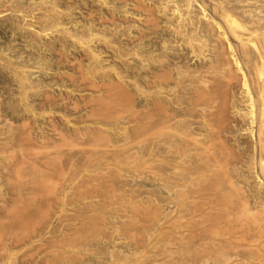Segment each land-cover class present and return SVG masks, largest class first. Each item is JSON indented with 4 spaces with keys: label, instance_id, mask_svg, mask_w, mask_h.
<instances>
[{
    "label": "rangeland",
    "instance_id": "374dc122",
    "mask_svg": "<svg viewBox=\"0 0 264 264\" xmlns=\"http://www.w3.org/2000/svg\"><path fill=\"white\" fill-rule=\"evenodd\" d=\"M108 1V4H103L99 0H57L58 3L56 0H0V12L12 9L8 15L0 17V264H223L224 257L216 252L218 243L210 244V240L214 242L216 238L217 242L223 241L222 233L217 232L221 239L216 236L214 240V232L201 233L204 229L191 219L192 207L187 203L189 198L194 197H197V201L202 198L204 201L212 193L208 186L217 178L214 179L213 174L209 173L212 178L207 173V177L211 179L206 182L204 179L200 183L205 188L203 192L210 193L207 196L203 192L195 194L196 186L191 189L193 182L190 183V178L187 177L189 167L186 165L189 162L184 164L177 157L179 153L176 140L167 135L164 139L166 142L148 141L149 135L144 132L147 130L148 110L141 92L135 88L136 77L129 76L122 81L124 87L135 94V107L129 106L131 103L128 101L122 102V99L116 98L110 101L109 108V100L105 102L108 106H103L105 111L103 108L100 110V118L89 116L88 101L98 93L82 89L86 87L78 78L84 71L86 81H91L92 75L102 77L100 73L104 70L106 82H110V77L117 79V67L123 68L126 75L130 73V69H127L129 66L137 69L143 77L146 74L141 72V68L149 72L145 62L138 57H122L115 45L116 42H121V46L124 45L127 51H133L131 41L138 43L136 39L137 32L141 30L138 28L140 18L125 13L131 3L124 7L121 0ZM221 1L229 2V6L235 5L238 13L248 16V21L255 19L264 23V0ZM151 3L154 4V1L146 2L156 8L157 17L162 21L159 26L166 35L161 33L155 39L157 48L147 46L148 49L145 50L150 52L147 56H182L179 62L175 60L180 63H177V69L174 67L176 72L200 67L202 63L193 57L190 49L181 45L176 35L173 36L172 31L167 30L165 24L169 16L163 15V12L161 14L159 5L154 4L153 7ZM207 3V12L203 16L204 25L208 21H218L214 16L217 1ZM202 4L200 0H195L193 10ZM5 10L4 14H7ZM29 12L31 15L27 14ZM212 17H215L214 20ZM61 23L63 27L60 31L59 27L53 30V24L60 26ZM204 25L200 30H204ZM129 26H132L130 31ZM49 27L52 28L51 31L48 30ZM45 28L48 32L44 34L42 29ZM93 34L97 38L99 36V41L97 38L92 39L90 45L101 52L100 61L93 60L92 53L82 47L78 40L79 37L84 36L86 39ZM143 42L148 45L149 38ZM239 56L241 58L240 54ZM209 58L202 62L210 63L213 55ZM96 63L98 70L93 74ZM99 67H102L101 70ZM237 95L242 98L240 93ZM72 106L78 107V110ZM107 108L110 109L108 112ZM111 110L115 111L109 116ZM239 114L238 117H241ZM153 116L155 122L158 118L155 113ZM243 119L240 118L242 121ZM55 124L57 130L61 131L56 130L61 134L60 137L56 132L55 136L52 135V125ZM102 132L108 135L103 136ZM225 135L236 151L244 149L245 146L239 144L244 138L254 148L257 146L255 137H251L248 131L235 128L232 133ZM169 148L174 152L171 153ZM253 150L252 148L251 155H254ZM254 152L258 157V149ZM27 154L32 159L28 157L27 160ZM251 155L249 152L242 159L243 162L241 160V165L238 163V167L233 164L234 171L231 169V173L236 179L235 183L250 196L251 206H258L255 204L256 197L264 192V186L256 178L255 172L259 170L256 156L254 173L248 170ZM178 168H181L180 171ZM179 173L181 174L178 175ZM181 176H185L187 183ZM220 189H223L222 193H228L224 186H220ZM222 193L217 197L221 198L220 202L226 203L228 194L223 197ZM205 202H208L207 199ZM220 207L223 210V206ZM182 216L185 222L179 221ZM186 219L189 222L192 220L191 223ZM211 233L213 235L210 236ZM188 236L192 239H188ZM200 238L206 241H201ZM186 253L190 255L187 256ZM206 255L211 259L208 260Z\"/></svg>",
    "mask_w": 264,
    "mask_h": 264
},
{
    "label": "bare ground",
    "instance_id": "6f19581e",
    "mask_svg": "<svg viewBox=\"0 0 264 264\" xmlns=\"http://www.w3.org/2000/svg\"><path fill=\"white\" fill-rule=\"evenodd\" d=\"M86 1H88V0H86ZM121 1H123V2H121V4H123L124 7H127L128 3H131L130 5H128V7H129L128 10H126V12L125 11L124 12L126 14H130L132 16H138L140 18L141 23L139 24L138 28H141V30H140V32H137V39L136 40L138 43L131 41V44L134 45V47L132 48L133 51H131V50L127 51V48L124 45H122L123 47L121 46V44H122L121 42L120 43L116 42V44L115 43L114 44L118 46L117 52L119 51L121 53L122 57H125V58L135 59L136 57H138L139 59H141L142 62L146 63L144 65L149 67V68H147V69H149L148 70L149 72H147V71L145 72L144 71L145 69L142 70V68H141V72L143 71V73L146 74V77H143L144 75L142 76L141 74H139L137 72V69H135L132 66L131 67L129 66V67H127V69H130L129 70L130 73L126 69V73L128 72L127 73L128 75H126V74H124L125 72L123 71V68L117 67L115 69V71H116L115 77H117V79L110 77V80H109L110 82L107 81L108 82L107 83L106 77H105L106 74L104 75V73H105L104 70H103V73L102 72L100 73L103 75L102 77L97 76V78H96V75H92L91 81H88V80L86 81V78L84 77V75H85L84 74L85 71H84L83 74H81V76H79V78H78V81L81 84H84V86L86 87V88H82V89L83 90L87 89L88 92L93 91V92L98 93L97 95L95 93L96 96L93 95L94 98L89 97L92 100H90V99H89L90 101L87 100L90 104V107H89L90 110L88 111V112H90L89 116H94V117L98 118V116L100 114H102L101 113L102 111L100 112V110H102V108H103V111H105V108H106L105 106L107 105L105 102L107 100H109V101H107L108 105H109V106L108 105L107 106L109 108L110 103H111L110 101L113 99H116V98H118L119 100L122 99V102L124 100L128 101L129 103H131V104H129L128 102H126L129 104V106L131 105L132 107H135V104H136L135 103L136 97H134L135 94L130 92L126 87H124L122 81L124 82V79L129 78V76L136 77V80H134L135 81V88L141 92V95L145 100V103H144L145 108H147V110H148L147 111V113H148L147 118L148 119H147V123H146V125H147L146 129L147 130L144 131L145 134L147 132V134L149 135L150 140H148V141L150 142V141L157 140V142L158 141L159 142H162V141L166 142L167 140H164V139H165V137H168V136H170L171 138L176 140L175 145L178 144L177 145L178 146L177 152L179 153V155L177 157H179V160L183 161L184 164L186 162L187 163L189 162V164H190V165L188 164L189 166L186 165L189 168L187 169V167H185L188 170V172H187L188 174L187 173H185V174H187L188 175L187 177L190 178V183L193 182L192 183L193 186H191V189H194V186H196L195 187L196 190L194 192L195 194L203 192L205 189L202 186L203 183L202 184L200 183L201 181L203 182V180L205 179L204 182H206V181H208V179H211V178L207 177V173H208V175L213 174L214 179L217 178L216 181L214 180L215 182L214 181L212 182L209 180L212 183H210L211 186H208V187L209 188L211 187L210 190L213 194L210 193L209 191H207L208 188L206 187L207 188L206 194H208V192L210 194H209V196H207L205 194V192H203L205 194V196H207V198H205L204 201H202L203 198L201 200H199V198H198V200L200 202L197 201V197L190 199L189 197L191 196V194H190V196H188L189 200L190 201L192 200L190 203L188 202L189 200L187 201L189 206L192 207V211H191L192 218L191 219H193V221H195L196 224L198 223V225H200V227L204 229V230L202 229L203 231L201 233H203L204 231L207 232V234H209V232H212V233L214 232L215 237L213 238V240L216 238V236L217 237L219 236V235H217L218 234L217 232L222 233L221 236L224 237L223 241L218 240V242H217V238H216V241H214V242H212V240H210L211 241L210 244L211 243L214 244L215 242L219 244V245L216 244L218 246V249H217L218 251H216V252H218V254H220V255H222V257H224L223 258V261H224L223 264H264V192L259 193V195L256 197L257 203H255V204H257L258 206H256V205L251 206L250 196H247L246 195L247 193H244L245 192L243 190L244 188L243 189L240 188L239 185L237 183H235L234 180H236V179H234V176L231 173L232 172L231 169H233L232 165L236 164L238 167V163L240 164L241 160L249 152L251 155V149L252 148L254 149L253 150L254 155L253 154L251 155L252 160L249 158V160L251 161V164L250 165L248 164L249 166L247 165V167L249 168L248 170H250L249 171L250 173L253 172V170L255 169V156H256L254 151L257 152V149H258V152L256 153L258 155V157L256 156L257 157L256 165L259 168V170L255 173L257 175L256 178L258 179V182L262 183V185L264 186V23H262V21H260V20L255 21V19L248 21L247 20L248 18L246 19V17H248V16L244 17L243 13H238L237 12L238 8L235 5L229 6L230 5L229 2L226 3L225 1H221V0H200L203 4L200 7L198 6L199 7L198 9L196 8L194 10H193V6H194L195 0H151V1H154V4L159 5V8L158 7L157 8L160 9V13L163 12V15H165L167 17L169 16V18L166 20V24H165L168 27L167 30H169L170 32L172 31L171 34L173 33L174 34V35L172 34L173 36L176 35V39L178 40V42H181V45H185L186 47H188V49H190V51H191L190 53L193 54V57L197 58L202 63L200 67H196L195 69H191V70L187 69V71H184V70L180 71L181 70L180 69V70H178V72H176L177 63L179 62V59L182 58V56L179 57V56L175 55V57H173V58L168 57V55L167 56H163V55L162 56H156V54H154L155 56L151 55V57L147 56L148 53L150 54V52L146 51L148 49L147 46L152 45L153 47L156 46V48H157V45H156L157 41H155V39H157L158 36L160 37L161 33H162V35H166V33H164V30L161 29V26H159V24H161L162 21L160 20L161 18L159 19L157 17V12H156V8L154 7V4L151 3V4H153V7H154V8H152V5L149 6L146 4V2H148V0H121ZM207 1H215V2L217 1L216 8H214V16L218 19V21L217 20L215 21L214 20L215 17L214 18L212 17L213 18L212 20H214V21H208L209 23L207 25H204L203 24V19H204L203 16L207 12V8H208ZM239 1L245 2L247 0H239ZM56 2H57V0H56ZM99 2H101L103 4H108L109 1L108 0H99ZM170 3H172V4H170ZM1 4H3V2H1ZM52 7H54V6H52ZM263 7H264V5H263ZM4 10H3V12H0V17L8 15L9 12L12 11V9H11L8 12L7 11L8 9H7V10H5L7 12V14H4ZM30 12L27 14H30ZM34 12H35V9H34ZM60 13H61V11H60ZM66 13H68V12H66ZM26 15H24V16H26ZM30 15H27V17L28 16L30 17ZM244 15H246V14H244ZM19 16H21V12H20ZM207 16H208V14H207ZM207 16H205V17H207ZM32 17H34V16L32 15ZM24 18H26V17H24ZM249 18H251V17L249 16ZM208 20H210V19H208ZM113 21H114V19H113ZM48 22H50V21H48ZM248 23L252 24V26H249L250 24H248ZM56 24H58V23H56ZM134 24H135V22H134ZM59 25L60 26L53 24L52 26H55V27H53V30L55 28L59 27L58 31H60V28L63 27V24L61 23ZM202 25L205 26L204 30H200V28H202ZM131 28H132V26H129V31ZM136 28H137V25H136ZM57 29H56V31H57ZM42 30L44 31V34H45L46 31L47 32H48V30L51 31L52 28L49 27L48 30H47V28L42 29ZM88 30H89V28H88ZM165 32H167V31H165ZM96 36L97 35L93 34L92 36H88L86 39L84 36L82 38L79 37V39L78 38L77 39L79 40L82 47L88 49L92 53L91 57L93 58V60H95V61L99 60L100 61V59H102L101 52L96 51L97 50L96 47L92 46V44L90 45V43L94 39L97 38ZM152 36H154V38H150ZM109 38H108V40L110 41ZM146 38H149V44L148 45H145V43L143 42ZM97 39L99 41V36ZM105 40H107V39H105ZM166 41L169 42L168 40H166ZM52 46H55V45L52 44ZM49 47H51V46H49ZM124 47L126 48V50H124L125 49ZM52 48L54 49V47H52ZM231 54H233L232 58L230 57ZM239 54L241 55V58H243V61L241 60ZM210 55H213L212 59H214V60L211 59L210 63L204 64V62H202V61L207 60V58H209ZM169 58H171L173 60H171V59L169 60ZM118 59L120 60L121 58L118 57ZM118 59H116V60H118ZM167 60H169V61H167ZM175 60L176 61L178 60V62H175ZM121 61H122V59H121ZM105 62H106V60H105ZM124 62H125V60H124ZM178 64H180V63H178ZM79 65H80V63H78V66ZM93 65L91 64V66H93ZM104 65H105V63H104ZM96 66H97V63H96ZM127 66H128V64H127ZM172 66H173V68H172ZM183 67H182V69H183ZM100 68H102V67H99V69ZM78 69H79V67H78ZM96 69L98 70V66L92 71L93 74L97 73ZM80 71H82V70L80 69ZM106 71H107V69H106ZM112 71H114V70H112ZM78 72H79V70H78ZM90 75H91V73H90ZM97 75H99V74H97ZM176 75H177V77H175ZM110 76H112V75H110ZM138 76L140 78H137ZM68 77L70 78L71 76H68ZM72 77H74V76H72ZM86 77H87V75H86ZM74 80H75V82H77L76 78ZM172 84H173V86L174 85L175 86L173 87ZM71 85H73V84H71ZM81 86H78V87L81 88ZM76 87L77 86H75V88ZM93 92H91V93H93ZM136 93H138V92H136ZM238 93H240V95H242V98H238V95H237ZM49 98H50V96H49ZM65 105H67V104H65ZM77 105H78V103H77ZM82 105H84V104H82ZM174 106H175V108H174ZM72 107L77 108V110H78V107H74V106H72ZM112 107H114V106H112ZM15 108H16V106H15ZM108 108H107V112H108V110H110ZM112 111L113 110H111V112H109V116L112 113ZM154 113L156 114V116L158 118L157 120L155 119L156 120L155 122L153 121V117H154L153 114ZM237 114L241 115V117L244 118L243 121L240 120L241 117H238ZM109 116L107 115V117H109ZM99 118H100V116H99ZM103 118H105V116H103ZM88 119H89V117H88ZM91 120H93V119H91ZM96 120L97 119H95V121ZM100 120H103V119H100ZM105 120H107V118ZM244 122H245V124H244ZM97 123L101 124L99 121ZM52 126H51L53 128L52 131H54L52 133V135L55 132L58 133L57 131H60V130H57L56 124L52 125ZM235 128H237V130H239V131H243V130L248 131V134L251 137H255L256 145H257L256 148H254L255 146H252V144L249 143L247 138L246 139L244 138L242 143H239V144H240V146L243 147V145H244L245 147H243L244 149L239 150L240 152L237 150L238 151L237 152L236 148L231 146V144L229 143V139L225 135L226 133L227 134L232 133V131H234ZM27 134H28V132H27ZM58 134H56V135L58 136ZM102 134H104V132H102ZM60 135L61 134H59V137H60ZM107 135L104 134L103 136H107ZM54 136H55V134H54ZM99 136H101V135H99ZM99 138H102V137H99ZM27 139H28V136H27ZM31 139H32V137H31ZM27 141L29 142L30 140H27ZM25 142H26V140H25ZM154 143H156V142H154ZM172 143H174V141ZM170 147L172 148V146H170ZM169 151H170V148H169ZM172 151H170V152L172 153ZM33 154H35V153H33ZM26 157L28 160L29 155ZM34 157L35 156L33 155V158ZM29 158L32 159L31 157H29ZM243 160H242V162H243ZM180 161H179V163H180ZM250 161H248V162H250ZM176 163H178V162H176ZM22 164L24 165V163H22ZM174 166H175V164H174ZM181 168H178V170ZM235 170H236V168H235ZM233 171H234V169H233ZM250 173H249V175H251ZM180 174L181 173H179L178 175H180ZM233 174H236V172H234ZM189 175H191V177ZM181 177H183V176H181ZM189 178H187V179H189ZM235 178H236V176H235ZM180 181H182V180H180ZM184 181H186L185 178H184ZM181 183H183V182H181ZM186 183H187V181H186ZM179 185H178V187H179ZM204 185H207V184H204ZM220 186H224V188L227 190L226 193L228 192L227 193L228 197H226L227 194H225L224 192H223L224 193L223 194L221 192L223 189L221 190ZM242 187H245V186H242ZM188 188H190V187L188 186ZM182 192H184V191H182ZM190 192H191V190H190ZM179 193H181V192H179ZM221 193H222L223 197L226 195L225 197H226L227 202L226 203L224 202L225 204L223 202H220L221 198L219 199L218 198L219 196L217 197V195H220ZM187 194H188V192H187ZM180 196H178V198ZM183 198H184V196H183ZM206 199L208 202H205ZM222 200H224V199H222ZM181 203H180V205H181ZM219 204H220V206H223V210L225 209L224 211L219 206ZM222 212H223V214H222ZM185 213H187V211ZM182 218H183V216L179 218L180 219L179 221L185 219V218L184 219H182ZM191 221L190 222L188 221V222L191 223ZM184 222H185V220H184ZM172 225H175V223ZM187 227H188V225H187ZM177 228H179V227H177ZM167 231H169V230H167ZM182 232H183V230H182ZM212 233L210 234V236L213 235ZM188 237H190V236H188ZM219 238L221 239V237H218V239ZM188 239H192V238L190 237ZM201 241H206V240L201 239ZM200 244H202V242ZM202 246L203 245H201V247ZM213 249H214V247H213ZM196 250H198V249H196ZM181 251L183 252L184 250H181ZM213 252H211V254ZM184 253L185 252H183V254ZM187 253H186V255H187ZM198 254L199 253L197 252V255ZM218 254H216V255H218ZM188 255H190V254H188ZM203 256H205V255H203ZM206 256L208 257V255H206ZM210 256H212V255H210ZM217 257H219V256H217ZM222 257H219V258H222ZM209 258L211 259V257H208L207 259L209 260ZM216 262H217V260H216ZM221 262H222V260H221Z\"/></svg>",
    "mask_w": 264,
    "mask_h": 264
}]
</instances>
